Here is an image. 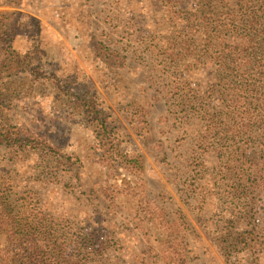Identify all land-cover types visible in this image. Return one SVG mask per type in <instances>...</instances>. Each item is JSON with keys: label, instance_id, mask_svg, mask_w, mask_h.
<instances>
[{"label": "rangeland", "instance_id": "rangeland-1", "mask_svg": "<svg viewBox=\"0 0 264 264\" xmlns=\"http://www.w3.org/2000/svg\"><path fill=\"white\" fill-rule=\"evenodd\" d=\"M119 1L0 14V264H264V0Z\"/></svg>", "mask_w": 264, "mask_h": 264}, {"label": "crops", "instance_id": "crops-1", "mask_svg": "<svg viewBox=\"0 0 264 264\" xmlns=\"http://www.w3.org/2000/svg\"><path fill=\"white\" fill-rule=\"evenodd\" d=\"M110 0H0V14H14L19 22L28 24L38 21L45 22L52 20L55 14H63L70 19L71 25L77 27L86 20L90 11H97L104 8L109 9ZM119 3L120 1L117 0ZM87 4V7L84 5ZM93 6V7H91ZM35 8L40 9L41 15H35ZM114 8V7H113ZM114 14H118L113 12ZM41 17V19L39 18ZM66 19V20H67ZM44 24V23H43ZM75 29V28H74ZM66 31H68L66 29Z\"/></svg>", "mask_w": 264, "mask_h": 264}, {"label": "trees", "instance_id": "trees-1", "mask_svg": "<svg viewBox=\"0 0 264 264\" xmlns=\"http://www.w3.org/2000/svg\"><path fill=\"white\" fill-rule=\"evenodd\" d=\"M104 128H105V125L104 124H101ZM102 127V128H103ZM105 131H106V128L105 129H103L102 130V133H100V131H99V134H98V136H100V137H104V133H105ZM100 141V140H99ZM102 143H103V141H101ZM109 146H112V147H114L112 144L110 145V144H108V146H104V149H105V153L107 154V155H109L110 153H112L113 152V149H111ZM121 157H123V158H121V159H119V161H121L122 159H127L128 158V155L127 154H125V153H122L121 155H120ZM29 237H31L29 234L28 235H25V236H23L22 237V239L20 240V244H24V245H27V247L29 246L28 245V239H29ZM38 242V239L36 238V237H34L33 238V243H37ZM8 246H10V247H12V246H14L13 244H10V245H8ZM16 247H18V246H16ZM26 247V248H27ZM25 250V249H24ZM33 250H35L34 248H33ZM26 251V250H25ZM18 256V255H17ZM17 261V260H16ZM34 264H43L42 263V261H38V259L37 258H35V260H34ZM57 262H59V260L57 261ZM61 262V264H66L64 261H60ZM19 264H23V263H19ZM28 264H32V263H28ZM45 264H53L52 262H47L46 260H45Z\"/></svg>", "mask_w": 264, "mask_h": 264}]
</instances>
